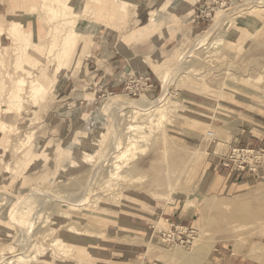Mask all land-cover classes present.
Listing matches in <instances>:
<instances>
[{"label":"rangeland","instance_id":"1","mask_svg":"<svg viewBox=\"0 0 264 264\" xmlns=\"http://www.w3.org/2000/svg\"><path fill=\"white\" fill-rule=\"evenodd\" d=\"M79 1L0 0V264H264V153L238 181L214 160L264 149V0H85L67 16ZM101 29L126 59L115 74L91 63Z\"/></svg>","mask_w":264,"mask_h":264},{"label":"bare ground","instance_id":"2","mask_svg":"<svg viewBox=\"0 0 264 264\" xmlns=\"http://www.w3.org/2000/svg\"><path fill=\"white\" fill-rule=\"evenodd\" d=\"M106 0H103V2H102V5H106V2H105ZM117 2V1H116ZM119 2V1H118ZM108 6V5H107ZM110 8V7H109ZM64 9H66V10H68V11H70V12H68L67 14H65V15H67V16H69L70 15V17L71 18H73V19H77V18H79L80 16H84V15H86V14H88L87 12H88V8H87V5H86V2H85V0H80L79 2H78V4H77V6H76V8L74 9V10H70L69 8H67L66 6H65V8ZM118 9V8H117ZM100 12V11H99ZM89 14H90V12H89ZM70 32H67L66 34H67V36H66V40H65V43L66 42H68V44L70 45V46H72V45H75L76 44V40L77 39H69V34ZM38 39V38H37ZM74 47V46H73ZM70 48V47H69ZM70 50L68 49V47H66L65 46V44H64V46H63V49H62V51L61 52H59L58 54H56L55 56H54V58H53V61H51L50 63H51V66H50V68L52 67H54L53 68V70H54V72H55V70H57V71H59V68H60V66L63 64V62L65 61V60H67V58L68 57H71L72 56V53L70 52ZM51 57H49V59H50ZM45 62V61H44ZM46 63V62H45ZM49 65V64H48ZM48 65H46V66H44V68L45 67H47ZM49 67V66H48ZM44 68H43V66L40 68V69H38L39 71L40 70H44ZM29 68H27L26 70H28ZM38 72V71H37ZM53 72V73H54ZM27 74H29L28 72H27ZM38 74V73H37ZM51 75V74H50ZM53 75V74H52ZM51 75V76H52ZM34 77H36V76H34ZM33 77V79H32V81H31V83H38L37 82V80L35 79ZM57 78H58V76H57ZM159 79H160V82H161V84H162V89H163V93L162 94H165L166 92H167V90H168V85H167V82H168V80H167V78H165V77H163L162 75H159ZM39 84V83H38ZM23 86H25V83H24V81H22V80H15V81H13V87H14V89H15V91L16 92H18V91H20L21 90V88L23 87ZM35 86V85H34ZM32 88V87H31ZM34 90H35V94L36 93H38V92H40L41 90H43V87H42V85H37V87H35L34 88ZM33 95V94H32ZM13 100H14V97H13ZM114 101H106L105 102V105L107 106L106 108H109L110 109V107H113V109H114V106H115V108H117L118 106H120V105H122V104H124L125 102L124 101H122L121 99H113ZM19 101V100H18ZM12 102H15V101H12ZM11 103V102H10ZM116 105H117V107H116ZM119 108V107H118ZM135 113H137V115L138 114H143L144 116L146 115V116H148V118H152V117H154L155 115H156V112H157V109H137V111H134ZM136 115V114H135ZM139 116V115H138ZM18 117V112H13L12 114L11 113H8L7 112V117L5 118V120H2V124L4 125V127L6 128V131L7 132H9L10 131V129L14 126V122L18 119L17 118ZM134 117H137V116H134ZM145 118V117H144ZM135 119V118H134ZM136 120V119H135ZM144 127V125H142V126H136V127H131L130 126V128L131 129H142ZM144 129V128H143ZM5 131V132H6ZM131 146V143L129 142V146L128 147H130ZM125 157H127V154H123V155H121L120 156V154L118 155V159H123V158H125ZM78 164L81 166V165H83L84 164V158H78ZM117 166H116V174H118L120 171H121V169H122V167L120 166V165H118V164H116ZM177 250V249H176ZM177 252V251H176ZM179 252V251H178ZM177 254V253H176ZM176 254H173V255H176ZM180 254V253H179ZM178 254V255H179ZM177 255V256H178ZM180 256V255H179Z\"/></svg>","mask_w":264,"mask_h":264},{"label":"crops","instance_id":"3","mask_svg":"<svg viewBox=\"0 0 264 264\" xmlns=\"http://www.w3.org/2000/svg\"><path fill=\"white\" fill-rule=\"evenodd\" d=\"M188 1L190 3H192L193 5H195L198 0H188ZM101 32L104 33V37H105V35L108 37H105L103 39V41H102L103 44L100 45V52H98L97 54H96V52L92 53L93 60L91 61V63L95 62L98 65L105 63L103 65H105L106 69L110 70L109 74H115L116 69H119L121 67L126 68L125 67L126 59H123V57L121 55L119 56V53L116 52V31H114V29H112V30L111 29H105V30L101 29L100 33ZM3 34L4 33L0 34V38ZM111 35H113V36H111ZM1 48H8V46H2ZM103 77L107 83L106 86L110 87L111 86L110 84L113 80L111 78V76H109L108 79L106 78L105 75H103ZM125 78L127 79L128 77L126 76ZM115 80H117V79H115ZM124 81H126V80H124ZM150 82H151L150 80H147V85L150 89H152L154 87V85H153V83H150ZM119 84H121V83L120 82L117 84L115 83V86L119 85ZM243 148H249V147H243ZM223 158H224L223 156H217L214 159L215 163H217L215 166L222 172V175L223 176L228 175L229 179H232V181L233 180L238 181L240 179H244V177L246 175L242 176V178H241L240 174H238L235 170H232L230 167H225L223 165V160H222ZM247 171H248V173L250 172L249 169Z\"/></svg>","mask_w":264,"mask_h":264},{"label":"built area","instance_id":"4","mask_svg":"<svg viewBox=\"0 0 264 264\" xmlns=\"http://www.w3.org/2000/svg\"><path fill=\"white\" fill-rule=\"evenodd\" d=\"M209 136L213 138V133H209ZM264 149H244L235 148L224 157L223 165L230 167L237 173H245L248 169L253 171L254 166L259 163V160L263 157ZM261 157H259V156Z\"/></svg>","mask_w":264,"mask_h":264}]
</instances>
